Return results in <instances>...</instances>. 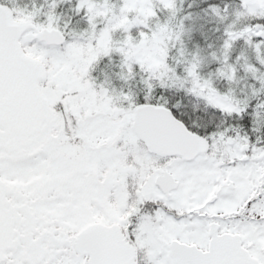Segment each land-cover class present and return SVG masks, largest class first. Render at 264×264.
<instances>
[{
	"label": "snow or ice",
	"instance_id": "1",
	"mask_svg": "<svg viewBox=\"0 0 264 264\" xmlns=\"http://www.w3.org/2000/svg\"><path fill=\"white\" fill-rule=\"evenodd\" d=\"M0 264H264V0H0Z\"/></svg>",
	"mask_w": 264,
	"mask_h": 264
}]
</instances>
